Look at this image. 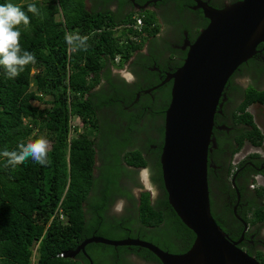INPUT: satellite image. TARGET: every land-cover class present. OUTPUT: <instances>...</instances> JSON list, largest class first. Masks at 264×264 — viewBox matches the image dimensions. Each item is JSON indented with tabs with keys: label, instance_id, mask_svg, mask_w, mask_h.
I'll list each match as a JSON object with an SVG mask.
<instances>
[{
	"label": "trees",
	"instance_id": "16d2710c",
	"mask_svg": "<svg viewBox=\"0 0 264 264\" xmlns=\"http://www.w3.org/2000/svg\"><path fill=\"white\" fill-rule=\"evenodd\" d=\"M91 1L92 7L87 6L86 0H0V4L21 6L30 17L29 29L25 31L21 26L20 43L23 50L36 56V62L27 65L15 79H8L0 66V151L5 148L18 150L20 142L39 137H45L51 145V163L46 167L31 159L15 168L6 167V158L0 157V264H91L82 252L74 258L64 254L94 234L106 237L107 230L122 233V238L149 236V241L163 249L169 246L173 252V242L168 236L159 235L168 233L161 224L172 222V216L180 224L183 221L169 203L159 155V175L151 179L165 191V197L157 200L162 203L161 208L153 202L151 192L144 191L136 200L133 213L108 212L119 196L131 195L119 185L122 163L135 168L152 164L141 149H129L135 142L133 137L129 131L125 134L115 132V123L128 121V129L138 128L149 140L161 141L158 154L163 148L171 84L163 85L154 93L155 101L151 95L143 94L132 106L136 91L160 82V76L153 77L155 74L145 66L143 69L149 75L129 84L112 73L113 68H124L161 26L151 10L125 16L123 7L128 0H118L117 10L111 9L112 0ZM178 2L182 5L186 1ZM29 4L37 6L38 15L27 11ZM138 16L144 21L142 31L135 28ZM202 18L201 25L206 27L209 20ZM66 35L74 37L72 43L66 40ZM117 55L121 57L119 61ZM105 79L107 88L102 84ZM33 100L49 104V107L35 105ZM255 103L264 104V89L250 86L234 112L235 123L243 127H236L227 135L239 137L237 145L232 143L233 155L246 142L255 147L264 144V132L249 111ZM148 105L153 111L145 109ZM104 111L107 114L104 115ZM116 116L121 119L115 120ZM73 117H78L88 130L81 131L74 126ZM106 138L114 140L111 144L116 151L112 163L116 168L106 162L100 166L96 164L102 152L101 142ZM259 156V153L251 154L248 160L257 163L255 158ZM222 163L217 162L222 165L220 169L210 167L208 171L212 212L224 230L237 239L244 230V223L236 216L230 202L245 196L239 179H249L250 174L251 184L258 174L264 175V171L247 174L246 170H251V166H247L245 171L236 174L237 167L231 161L227 168ZM98 169L99 175L95 173ZM152 169L156 172L153 164ZM255 192L264 198V186H256ZM247 201L251 202L250 207L238 209V214L250 224H264V204L256 199L248 198ZM166 206L168 209L164 211ZM58 208L64 219L59 217ZM184 228L190 233V240L183 249L187 250L196 235L186 224ZM86 250L93 264H114L113 257L124 258L131 252L160 262L153 252L139 246L91 243Z\"/></svg>",
	"mask_w": 264,
	"mask_h": 264
},
{
	"label": "water",
	"instance_id": "95a60500",
	"mask_svg": "<svg viewBox=\"0 0 264 264\" xmlns=\"http://www.w3.org/2000/svg\"><path fill=\"white\" fill-rule=\"evenodd\" d=\"M197 1L209 23L190 44L184 63L171 74V101L165 113L161 154L169 203L195 233L193 244L185 252L173 253L141 237L111 239L94 234L66 251L65 257L74 258L82 252L93 264L86 247L103 243L147 248L162 264H262L239 246L248 223L236 207L234 212L244 223L241 239L233 240L215 218L208 171L212 166L210 153L216 147L215 115L221 100H225L228 82L264 41V0H239L223 8ZM235 178L236 174L234 185Z\"/></svg>",
	"mask_w": 264,
	"mask_h": 264
},
{
	"label": "flooded vegetation",
	"instance_id": "af4514ba",
	"mask_svg": "<svg viewBox=\"0 0 264 264\" xmlns=\"http://www.w3.org/2000/svg\"><path fill=\"white\" fill-rule=\"evenodd\" d=\"M182 1L186 2L181 5L178 0H158L157 2L152 0H128L123 7V13L125 16L132 12L141 13L147 10L154 11L161 26L159 32L154 36H150L143 49L140 51L137 50V52L131 57L130 61L125 65L127 74L120 71L122 68L112 69L113 76L122 78L129 84H134L139 80L141 81L145 79V75H149L146 70L144 71L143 69L145 66L148 70H150L152 75L155 74L153 77L157 78L156 74L160 76V82L156 81V83L149 85L148 88L141 87L138 91H136V97L131 103L132 106L141 100L143 94L151 95L152 100L155 101L156 95L154 93L157 92V90L163 85L171 84L172 89L173 79L171 78V74L184 63L190 44L195 41L200 31L204 28L201 23L203 22L202 17L205 18V16L202 8L198 7V1ZM201 1L208 2L215 8H223L227 4L239 0ZM118 4V0H112L110 7H114V10H117L119 7ZM139 52L142 54L139 55ZM133 70H136L139 73L135 74ZM140 74L141 76H139ZM231 77L232 81L228 83L227 88L225 89V100L224 102L221 100L220 103H222V106L218 107V111L215 115L213 136L216 138V147L211 145L213 148L210 153L212 162L211 167H214L215 169H220L222 167V165L217 164V162L222 161V164L226 165L227 168L230 161L233 159V144H236V140L239 137L236 135L228 137L227 135L231 133L234 128L237 127L240 129L243 127V125L235 123L234 112L238 110L240 104L242 103L245 90L250 86L264 89V41L260 42L256 46L255 54L248 61L241 64ZM147 82L148 81H146V83ZM102 84L105 88H107L106 79L102 81ZM149 90L151 91L149 92ZM124 106L125 108H128V106ZM132 109L133 108H131V110ZM145 109L153 111L151 105H148ZM137 111V108L134 107V112ZM105 114H107V111H104V115ZM117 119H121V117L116 116L115 120ZM115 124L117 127L113 128V130L118 134H125L127 131L130 132V135L133 137L132 141L135 142L133 145L129 146V149H141L144 155L147 156L149 161L154 165L156 172L152 169V164L145 168H135L130 167L123 162L118 178L119 185L123 191L128 192L131 195L125 194L119 196V199L112 204L108 212L110 214L117 215L133 213L136 211L135 202L136 200H139L141 193L144 191H150L153 202L158 206V208H161L162 203L157 202V200L158 198L165 197L166 190L163 191L161 188H158L155 184H153L151 179V176L159 175L157 160L159 155L161 161L162 151L158 154L159 143H161V141L159 139L153 141L149 140V138L145 135V132L139 131L138 128L133 129L132 127L131 129H128V121H121L120 123ZM223 126H228L230 129L221 128ZM151 131L153 130L151 129ZM218 137L220 138L219 141ZM122 141H124V139H122ZM111 142L114 143V140L109 138H106L101 142L102 152L100 151V154L97 156V165L100 166L103 162H106L116 168V166L112 163L116 148L112 147ZM162 143L163 147L164 142L162 141ZM251 154L252 153H248L238 161L237 174L245 171L247 166H251V170H246L247 174L253 171H264V155L256 157L255 159H257L258 162L255 163L248 160V157ZM142 171L146 172V176L142 175ZM95 173L99 175V169L95 170ZM248 177L250 179V174ZM249 179H239L245 196L243 198L240 196L236 199V201L230 202V204L233 205V209L236 207L237 213L238 209L242 210L250 207L251 202L247 201L248 198L252 200L256 199L261 205L264 204V198L258 197L257 192H255V188H251ZM167 209L168 207L166 206L164 211H167ZM172 218H174L172 222H163L161 224L162 228H165L168 233L161 232L159 235L162 238L168 236L171 242H173V253H182L188 250L183 249L186 248V245L190 240V233L185 230L183 223L180 224L175 221V217L173 216ZM242 234L237 239H234L231 236L230 237L233 240H239L241 239ZM239 246L256 258L257 256L260 257V255H264V224L262 222H257L255 224L248 223V229L245 231L244 238L239 243ZM166 248L168 249L164 250L170 251L169 246H166ZM111 256L113 257V255ZM260 258L261 259H257L263 264L264 258L262 256ZM113 261L114 264H162L161 261L159 262L151 259L146 260L134 252L127 254L124 258L115 259L113 257Z\"/></svg>",
	"mask_w": 264,
	"mask_h": 264
},
{
	"label": "clouds",
	"instance_id": "9594fccd",
	"mask_svg": "<svg viewBox=\"0 0 264 264\" xmlns=\"http://www.w3.org/2000/svg\"><path fill=\"white\" fill-rule=\"evenodd\" d=\"M27 11L34 15L39 14V9L35 4H29ZM30 23V17L22 10L21 6L13 3L0 4V66L4 68L8 79L17 78L27 65L36 62L35 54L23 50L20 43L21 26L26 31L29 29ZM73 39L74 37L66 35V40L69 43H72ZM85 39H81V45L84 44ZM246 143L252 145L249 142ZM17 147L18 150L10 151L5 148L0 151V157L6 158V167L15 168L17 165L25 163L28 159L42 167L50 165L49 152L51 145L50 141L45 137L29 139L27 142L22 141ZM237 153L233 155L231 161L235 168L238 167V161H234V156ZM260 175L262 174H258L255 177L257 179L250 184L251 188H256V186L260 185Z\"/></svg>",
	"mask_w": 264,
	"mask_h": 264
},
{
	"label": "rangeland",
	"instance_id": "374dc122",
	"mask_svg": "<svg viewBox=\"0 0 264 264\" xmlns=\"http://www.w3.org/2000/svg\"><path fill=\"white\" fill-rule=\"evenodd\" d=\"M87 6L88 7H92L93 6V2L91 0H86ZM111 9L114 10V7H112ZM126 68H122L120 71L123 72L124 74H127L126 72ZM36 70L33 71V73ZM118 71V70H115ZM35 105H40L42 108L44 107H49V104H42L41 102H39L38 100H33L32 101ZM249 111L251 113H253L254 118L256 123L259 125V127L262 129V131L264 132V105L261 104H253L249 107ZM72 123L74 126H78L79 130L84 131V130H88V127L85 128L83 126V123L81 122V120L78 117H73L72 119ZM37 131V130H36ZM39 134L41 135H45V132L39 131ZM248 153H259L260 155H264V144L262 147H254L248 143H246L244 145V147L235 155L234 161H239L241 158H243L245 155H247ZM142 175L146 176V172L142 171ZM257 178H255L256 180ZM260 185L264 186V176L260 175ZM106 237L111 238V239H121L122 238V233H116L110 230L106 231ZM144 239L150 240L149 236H145ZM264 258V255H261ZM264 264V263H263Z\"/></svg>",
	"mask_w": 264,
	"mask_h": 264
},
{
	"label": "built area",
	"instance_id": "2783aa9c",
	"mask_svg": "<svg viewBox=\"0 0 264 264\" xmlns=\"http://www.w3.org/2000/svg\"><path fill=\"white\" fill-rule=\"evenodd\" d=\"M143 24H144V21H143V18H141V17H137V23L135 24V28H138L139 29V31H142V27H143ZM120 55H117L116 56V60L117 61H119L120 60ZM58 215H59V217L61 218V219H64V215H63V212H62V210L60 209V208H58Z\"/></svg>",
	"mask_w": 264,
	"mask_h": 264
},
{
	"label": "bare ground",
	"instance_id": "6f19581e",
	"mask_svg": "<svg viewBox=\"0 0 264 264\" xmlns=\"http://www.w3.org/2000/svg\"><path fill=\"white\" fill-rule=\"evenodd\" d=\"M129 23V22H128ZM237 237V236H236Z\"/></svg>",
	"mask_w": 264,
	"mask_h": 264
}]
</instances>
